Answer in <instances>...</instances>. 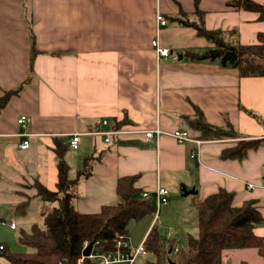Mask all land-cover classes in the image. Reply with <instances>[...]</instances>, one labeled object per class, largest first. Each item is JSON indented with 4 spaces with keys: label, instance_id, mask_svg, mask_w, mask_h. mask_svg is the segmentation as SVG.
Here are the masks:
<instances>
[{
    "label": "crops",
    "instance_id": "crops-1",
    "mask_svg": "<svg viewBox=\"0 0 264 264\" xmlns=\"http://www.w3.org/2000/svg\"><path fill=\"white\" fill-rule=\"evenodd\" d=\"M231 1L0 0V96L19 90L0 109V189L18 194V183L38 178L57 190L56 142L66 144L78 132L79 147L66 152L69 177L77 178L84 157L94 156L90 175L75 185L74 204L82 212L117 202V179L131 175L143 191L167 188L169 203L159 216L178 211L183 224L195 198L220 188L235 192L236 205L257 200L264 216V144L243 159L225 160L221 152L236 139H203L190 124L201 111L211 125L231 123L242 138H264V76L190 60L185 51L209 42L170 18L186 13L196 20L198 6L208 28H236L242 43L257 42L264 21ZM154 39L178 58L159 57ZM21 115L30 118L25 127ZM149 129L161 132L147 138ZM176 129L188 130L191 139L179 142L170 134ZM109 130L119 133L107 141L103 132ZM24 138L26 149L20 147ZM183 187L194 193L185 195ZM100 196L112 202L87 208ZM255 233L264 236V221ZM262 262L256 257L252 264Z\"/></svg>",
    "mask_w": 264,
    "mask_h": 264
},
{
    "label": "trees",
    "instance_id": "trees-1",
    "mask_svg": "<svg viewBox=\"0 0 264 264\" xmlns=\"http://www.w3.org/2000/svg\"><path fill=\"white\" fill-rule=\"evenodd\" d=\"M198 2V0H195ZM231 6L258 13L264 21V4L255 0H233ZM196 20H190L186 13L176 17L179 24L193 27L209 45L202 49H189L185 55L192 61H218L221 67L235 68L240 76H264V32L257 35V42L242 43L236 28H208L204 11L195 8ZM37 51L33 52V57ZM19 90H7L0 96V109ZM190 119L191 126L199 131L203 139H236L234 145L227 146L220 154L222 159H243L252 150L264 144V138H242L229 123L214 126L205 121L201 111ZM119 125V124H118ZM119 127V126H118ZM56 165L58 168L57 190H51L36 178V197L42 203H54L43 209L44 226L33 222L30 229L21 230L19 241L31 251H12L5 244L4 256L14 264H94L89 257H82L86 242L92 243L99 252L117 249L118 235L129 237V224L147 215L155 214L153 197H143V190L136 185V176H122L116 181L115 191L118 201L101 205L95 212H82L74 204L75 185L80 176H89L93 155H86L83 167L77 171V178L69 177L70 166L66 160L69 143L56 142ZM145 191V190H144ZM235 192L220 188L204 198L193 200L197 214V232L188 234L186 246L179 245L175 254L169 248L177 244L175 238H162L156 225L148 230L145 240L147 251L156 254L157 259L148 264H227L223 254L231 249H256L264 264V236L255 233V228L263 223L257 200L248 199L242 204L234 203ZM56 203V204H55ZM30 199L17 204L18 211L25 214ZM168 242V244H167ZM240 264H248L241 261Z\"/></svg>",
    "mask_w": 264,
    "mask_h": 264
},
{
    "label": "rangeland",
    "instance_id": "rangeland-1",
    "mask_svg": "<svg viewBox=\"0 0 264 264\" xmlns=\"http://www.w3.org/2000/svg\"><path fill=\"white\" fill-rule=\"evenodd\" d=\"M240 139H244L239 137ZM79 165H75V170ZM35 179L25 180L19 184H21V188L17 193L11 192L12 190L6 189V187H2L0 189V218L3 217L6 221L10 222L11 220L14 221L17 225L16 229L12 230L8 224H4L0 226V240L8 244L9 249L12 251H21V252H28L31 251L32 248L23 245L19 241V235L21 230H29L32 223L36 222L41 226H44L43 217L41 215V211L43 209L49 210L51 209L54 203H42L36 197V183ZM1 188V187H0ZM107 195L108 192H106ZM77 194H75V197ZM74 197V198H75ZM92 197V200L88 201L90 206L87 207L89 209H93L96 205H99L100 202H112V198L108 197ZM30 199V204L27 207V210L24 213L21 211L16 210L17 203H12L14 201H26ZM117 200V198H115ZM114 199V201H116ZM175 198H170V202L174 201ZM113 201V202H114ZM12 203V205H11ZM56 204V203H55ZM153 205L156 207L157 203L154 201ZM163 206V205H162ZM178 212V211H177ZM176 212V213H177ZM173 214L172 216L169 215L167 212H163V216H159V209L158 213H156V219L154 224L156 225V229L159 231V234L162 238L166 237L167 235L175 238L177 241V245L186 246L188 234L195 235L197 231H194L193 226H197V214L194 208L189 206V209L185 210L183 215L186 224L182 222H178V215ZM182 215V213L180 212ZM162 216V218H161ZM153 215H147L139 220H133L130 222L128 230H129V239L128 244L131 249H134L140 245V243L145 239L146 232L150 226L152 221ZM168 244V242H167ZM170 247V246H169ZM168 246L166 248H169ZM168 250V249H167ZM248 253L252 254L249 255ZM256 257L262 260V257L257 253L256 249H231L226 250L223 254L224 262L227 264H240L241 260H247L248 262H252L256 260ZM157 256L155 253L151 251H147L143 255H139L136 260L135 264H148L151 261H155ZM9 260V259H7ZM259 260V259H258ZM9 263L10 260H9ZM14 264V263H11Z\"/></svg>",
    "mask_w": 264,
    "mask_h": 264
},
{
    "label": "built area",
    "instance_id": "built-area-1",
    "mask_svg": "<svg viewBox=\"0 0 264 264\" xmlns=\"http://www.w3.org/2000/svg\"><path fill=\"white\" fill-rule=\"evenodd\" d=\"M157 20L161 24H165L166 20L164 19L163 15L160 13L157 14ZM153 46L156 49L157 55L159 57H173L174 59H177L178 56L176 54H173L168 47L162 46L158 39H154L152 41ZM30 122V118L27 115H21L18 118V123L22 127H25L27 123ZM105 124L107 123V120L103 121ZM161 131L158 129H149L146 130V137L150 138L152 136L158 135ZM119 133L117 130H109L107 132H103V134L107 135L106 140H110V136L113 134ZM80 134L78 132L72 133L69 136L68 143L69 147L72 149H77L79 147V141H80ZM174 138H176L179 142L190 140L191 134L186 129H176L172 133H170ZM196 141V140H195ZM199 143V141H196ZM30 146V141L26 138H24L20 144V147L22 149H26ZM250 187H253L252 184L249 183ZM143 197H149L152 196L153 200L157 203L154 219H156V213H158V209L162 205H166L169 203V190L165 187L158 186L153 193L149 191H143L142 192ZM8 224L12 230L16 229L17 225L14 221H6L3 218H0V226ZM147 237V236H146ZM145 239L140 243V245L134 249H131L128 244V237L126 235H118V241H117V249L114 251L109 252H99L96 250V248L93 246L91 253L89 256H83L80 258L79 262H83V258L89 257L95 261L94 264H135V260L139 255H143L147 252ZM167 239L171 238V236L167 235ZM89 243L86 242L85 247ZM178 245L176 244L173 247H169L168 253L175 254L178 251ZM5 251V244L0 240V264H11L9 263V260L4 256Z\"/></svg>",
    "mask_w": 264,
    "mask_h": 264
},
{
    "label": "water",
    "instance_id": "water-1",
    "mask_svg": "<svg viewBox=\"0 0 264 264\" xmlns=\"http://www.w3.org/2000/svg\"><path fill=\"white\" fill-rule=\"evenodd\" d=\"M179 57L182 58V55L179 54ZM183 191H184V194L187 195L189 192L191 193H194L193 190L191 191H187L186 187H183ZM92 247H93V244L92 243H89L84 249H83V256H89V254L91 253V250H92Z\"/></svg>",
    "mask_w": 264,
    "mask_h": 264
}]
</instances>
